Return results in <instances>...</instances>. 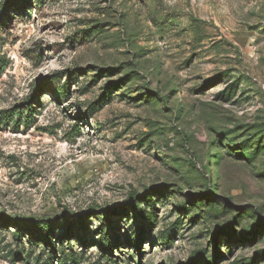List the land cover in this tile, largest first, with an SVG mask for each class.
<instances>
[{
  "label": "rangeland",
  "instance_id": "1",
  "mask_svg": "<svg viewBox=\"0 0 264 264\" xmlns=\"http://www.w3.org/2000/svg\"><path fill=\"white\" fill-rule=\"evenodd\" d=\"M9 1L0 264H264V0Z\"/></svg>",
  "mask_w": 264,
  "mask_h": 264
},
{
  "label": "trees",
  "instance_id": "2",
  "mask_svg": "<svg viewBox=\"0 0 264 264\" xmlns=\"http://www.w3.org/2000/svg\"><path fill=\"white\" fill-rule=\"evenodd\" d=\"M15 3V0H10L6 6H4V15L10 13L11 11V7L13 6V4ZM52 86H55V90L59 91V93L64 94V88L63 87H57V82H53L51 84ZM38 97L35 96V98L32 101L37 100ZM33 103V102H32ZM34 108V107H33ZM28 232L31 233L33 239H37L39 241H44L47 244H50L52 246L55 245V241L54 239V235H55V230L56 228H54L53 226H48L47 224L43 223V224H39V223H28L25 227H24ZM44 229L42 231H44L42 234H39V232L41 231V229ZM85 243V242H84Z\"/></svg>",
  "mask_w": 264,
  "mask_h": 264
}]
</instances>
